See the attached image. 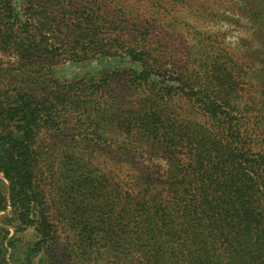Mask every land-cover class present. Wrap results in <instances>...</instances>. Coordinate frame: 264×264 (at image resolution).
Here are the masks:
<instances>
[{
  "label": "trees",
  "instance_id": "16d2710c",
  "mask_svg": "<svg viewBox=\"0 0 264 264\" xmlns=\"http://www.w3.org/2000/svg\"><path fill=\"white\" fill-rule=\"evenodd\" d=\"M78 8L77 0H0V49H14L22 60L14 72L0 69V213L11 210L16 232L36 231L39 240L28 248L31 253L42 251L54 239L53 217L36 173L39 134L58 125L64 105L83 101L75 92L62 95L59 91L55 97L53 91L61 85L42 51L47 41L38 37L48 35L58 20L75 16ZM84 38L83 54L85 45L95 40ZM126 52L142 69L127 71L124 80L136 94L135 101L129 102L134 112L128 130L132 137L157 145L168 140L170 159L163 183L166 197L156 192L135 193L130 198L129 219L135 227L124 264H264V101L246 94L256 84L249 83L251 69L240 74L238 58L227 53L221 56L226 60L222 64L207 63L203 77H194L197 71L180 76L170 70L160 76L157 65H149L144 48ZM78 53L71 48L67 60L79 61ZM78 83H106L111 96L116 94L108 76L83 84L71 82L69 88ZM261 86L264 97V83ZM112 101L123 103L113 96ZM182 102L209 118L207 124L213 128V137L196 148L189 145L186 133L178 137L182 134L178 104ZM177 140H184L187 150H179ZM1 189L8 190V200ZM85 203L91 204L88 199ZM75 258L71 257V264L77 263Z\"/></svg>",
  "mask_w": 264,
  "mask_h": 264
},
{
  "label": "rangeland",
  "instance_id": "374dc122",
  "mask_svg": "<svg viewBox=\"0 0 264 264\" xmlns=\"http://www.w3.org/2000/svg\"><path fill=\"white\" fill-rule=\"evenodd\" d=\"M77 1L75 16L58 20L48 35L38 37L47 41L42 51L45 49L53 77L61 85L53 91L55 97L59 91L62 95L75 92L83 100L75 106L64 105L58 125L52 131L43 130L38 138L36 173L53 217L54 239L42 251L29 252L39 237L32 228L16 232L8 208L0 213V264H27L28 259L31 264H71V257H76L75 264H124L135 227L128 212L131 196L156 192L167 196L163 183L169 171L166 151L170 146L166 144L170 142L161 140L164 144L157 145L140 140L127 127L134 112L129 102L135 101L136 94L124 80L127 71L142 69L126 49L144 48L149 65L156 64L160 76L170 70L180 76L197 71L194 77H203L207 63L222 64L226 60L221 56L228 53L238 58L240 74L248 68L253 73L249 83L256 84L247 96L264 101V76L255 74L264 71V0ZM85 36L95 40L85 45L87 53L83 54ZM71 48L79 52V61L67 60ZM21 62L16 50L0 49V69L14 72ZM107 71H119V75ZM105 76L114 82L116 94L112 96L125 104L112 103L106 83L68 85ZM178 114L182 129L178 137L186 133L189 145L196 148L213 137L209 118L185 102L178 104ZM182 141H176L177 147L187 150ZM1 192L8 200V190ZM87 199L91 204L85 203Z\"/></svg>",
  "mask_w": 264,
  "mask_h": 264
}]
</instances>
